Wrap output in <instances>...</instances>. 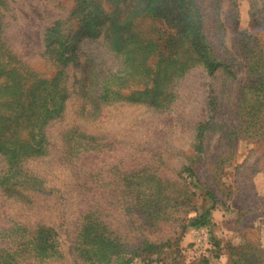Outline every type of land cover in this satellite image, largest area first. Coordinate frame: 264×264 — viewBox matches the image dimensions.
Masks as SVG:
<instances>
[{"label": "rangeland", "instance_id": "obj_1", "mask_svg": "<svg viewBox=\"0 0 264 264\" xmlns=\"http://www.w3.org/2000/svg\"><path fill=\"white\" fill-rule=\"evenodd\" d=\"M0 150V264H264V0H0Z\"/></svg>", "mask_w": 264, "mask_h": 264}, {"label": "trees", "instance_id": "obj_2", "mask_svg": "<svg viewBox=\"0 0 264 264\" xmlns=\"http://www.w3.org/2000/svg\"><path fill=\"white\" fill-rule=\"evenodd\" d=\"M213 60H216V58H213ZM5 144L4 142H2V145ZM1 152H3L2 150H0Z\"/></svg>", "mask_w": 264, "mask_h": 264}]
</instances>
